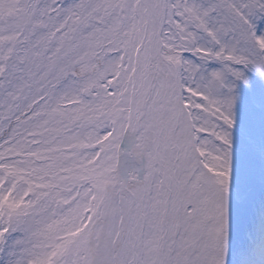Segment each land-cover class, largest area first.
Segmentation results:
<instances>
[{"label": "snow or ice", "instance_id": "obj_1", "mask_svg": "<svg viewBox=\"0 0 264 264\" xmlns=\"http://www.w3.org/2000/svg\"><path fill=\"white\" fill-rule=\"evenodd\" d=\"M0 264H264V0H0Z\"/></svg>", "mask_w": 264, "mask_h": 264}]
</instances>
